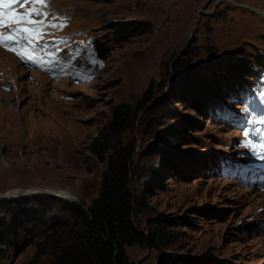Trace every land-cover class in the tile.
<instances>
[{
  "label": "rangeland",
  "instance_id": "obj_1",
  "mask_svg": "<svg viewBox=\"0 0 264 264\" xmlns=\"http://www.w3.org/2000/svg\"><path fill=\"white\" fill-rule=\"evenodd\" d=\"M32 7L2 0L0 13L12 21ZM41 10L66 24L38 42L32 54L42 66L0 47V197L19 193L0 201V251L16 237L23 245L0 264H67L70 249L94 239L84 211L114 150L131 148L133 221L169 235L161 250L128 247L130 261L264 264V188L255 171L264 156V86L233 70H259L254 56L264 59V0H48ZM116 22L131 23L122 37ZM85 37L105 45V58L93 63L76 50ZM234 82L245 87L231 88L223 110L219 96H194L203 84ZM149 87L154 100L99 160L91 145L109 133L116 107L137 109Z\"/></svg>",
  "mask_w": 264,
  "mask_h": 264
},
{
  "label": "trees",
  "instance_id": "obj_2",
  "mask_svg": "<svg viewBox=\"0 0 264 264\" xmlns=\"http://www.w3.org/2000/svg\"><path fill=\"white\" fill-rule=\"evenodd\" d=\"M129 25H131L130 22H116L112 25V29L118 36L122 37L126 31L130 30L128 29ZM94 48L98 60L105 58L107 53L105 45L99 44L95 40ZM254 58L259 65V70H256V66L242 65V63L233 67L235 73L242 74L247 78L248 84L264 81V59L261 55H256ZM189 64L183 70L187 71L190 68ZM236 86L241 89L245 84L234 82L233 85L212 86L211 89L203 84L198 87V91H194V93L196 92L194 96L198 97L201 94L200 96L209 100L218 96L221 99V97L229 96L232 91L231 88ZM153 100L152 87H149L143 99L138 103L137 109L133 110L127 104L116 107L112 123L108 128L109 133H102L91 145L92 152L99 160H103L105 154L112 150L110 138L122 136L134 128L139 114ZM177 140L184 143L188 142L184 136ZM133 151L134 148H131L129 153L122 155L117 149L114 150L115 157L109 164L99 196L88 210L84 211L88 224L93 230L92 237L94 239L89 241L87 245L81 244L79 247L70 249L67 264H144L143 262L134 263L130 261L127 248L138 245L161 250V245L167 239L169 231H156L152 227L148 231H144L133 221L135 215V193L133 190L135 175L131 165ZM166 157L172 160L176 156L167 154ZM181 158L184 159V157ZM175 160L171 162L172 166L179 171L178 162ZM175 169L171 172H175ZM15 243L13 246L6 245L4 251H0V260L9 249L23 248L18 237H16ZM204 264H217V262L206 261Z\"/></svg>",
  "mask_w": 264,
  "mask_h": 264
},
{
  "label": "snow or ice",
  "instance_id": "obj_3",
  "mask_svg": "<svg viewBox=\"0 0 264 264\" xmlns=\"http://www.w3.org/2000/svg\"><path fill=\"white\" fill-rule=\"evenodd\" d=\"M12 2L20 8H25V5L31 2L33 7L30 10L25 9L23 16L12 21H6L4 19L6 14L0 13V28L10 30L8 35L0 34V47L14 51L22 61L42 66L44 61L37 59L32 54L39 46L38 42L43 39L44 35L49 34L45 31L46 29L62 30L66 24L52 22L58 19L55 15H52L51 21L48 20L49 13L46 10H41V8H47L48 0H12ZM245 146L249 147L250 145Z\"/></svg>",
  "mask_w": 264,
  "mask_h": 264
},
{
  "label": "bare ground",
  "instance_id": "obj_4",
  "mask_svg": "<svg viewBox=\"0 0 264 264\" xmlns=\"http://www.w3.org/2000/svg\"><path fill=\"white\" fill-rule=\"evenodd\" d=\"M13 194H15V197H16V195H18L19 193H18V192H11L10 194L7 195L8 198H5V197L1 196V197H0V201H6V200H9L10 197H11V198L14 197ZM42 194H46V195H47V193H42ZM36 195H41V194H39V193H37V192H29V193H28V196H36ZM64 195H65V196H64ZM73 197H74L73 195H69V194H67V193H64V194H63V198H65L66 200H67V199H68V200L74 199ZM4 198H5V199H4Z\"/></svg>",
  "mask_w": 264,
  "mask_h": 264
},
{
  "label": "water",
  "instance_id": "obj_5",
  "mask_svg": "<svg viewBox=\"0 0 264 264\" xmlns=\"http://www.w3.org/2000/svg\"><path fill=\"white\" fill-rule=\"evenodd\" d=\"M192 38H193V35L191 36V39L190 40H192Z\"/></svg>",
  "mask_w": 264,
  "mask_h": 264
}]
</instances>
